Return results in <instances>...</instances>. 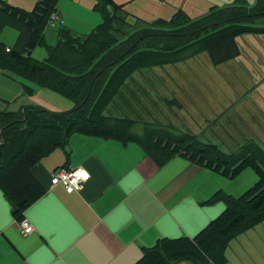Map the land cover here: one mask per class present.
<instances>
[{"label": "trees", "instance_id": "trees-1", "mask_svg": "<svg viewBox=\"0 0 264 264\" xmlns=\"http://www.w3.org/2000/svg\"><path fill=\"white\" fill-rule=\"evenodd\" d=\"M58 1L35 0L30 11L0 1V28H16L21 44L6 52L0 42V73L26 80L31 86L22 84L25 95L34 94L33 85L73 104L67 112H52L35 104L15 111L0 109V189L13 215L20 221L23 211L44 194L32 169L56 149H64L72 134L134 141L158 167L180 156L228 179L245 168L256 172L258 180L240 196L217 191L204 203L222 202L225 209L198 234L159 239L143 248L134 263L226 264L224 250L229 241L264 221V149L247 146L237 155L227 156L214 145L199 146L194 140L185 145L166 141L172 146L166 151V143L157 146L151 141L156 137L153 132L132 134L138 113L131 104L137 98L144 110L139 96H144L145 89L140 87L134 93L129 85L137 82L133 78L136 72L175 64L185 51L205 52L214 65L236 58L238 37L264 34V26L257 28L247 21L264 16V0H256L254 6L244 0L212 5L197 17L179 9L170 20H136L134 24L125 21L127 12L122 5L98 0L97 6H113V13L105 14L87 35L60 28L57 42L40 61L31 52L43 44V31L50 15L57 12Z\"/></svg>", "mask_w": 264, "mask_h": 264}, {"label": "crops", "instance_id": "crops-1", "mask_svg": "<svg viewBox=\"0 0 264 264\" xmlns=\"http://www.w3.org/2000/svg\"><path fill=\"white\" fill-rule=\"evenodd\" d=\"M130 16L127 12L129 24L142 20ZM140 73L133 78L138 80ZM22 84L31 86L0 73L1 110L28 104L52 112L73 107L33 85L34 94L25 95ZM52 153V159L45 157L32 169L44 194L22 213L33 227L30 236L20 234L0 189V264H134L143 248L159 239L193 237L215 220L225 205L204 204L214 193L233 195L228 179L218 173L180 156L158 167L134 141L74 133L64 149ZM63 165L90 174L81 191L69 194L62 185L50 186V173ZM259 225L264 227V221L229 241L226 264H264V229Z\"/></svg>", "mask_w": 264, "mask_h": 264}, {"label": "rangeland", "instance_id": "rangeland-1", "mask_svg": "<svg viewBox=\"0 0 264 264\" xmlns=\"http://www.w3.org/2000/svg\"><path fill=\"white\" fill-rule=\"evenodd\" d=\"M0 1L26 11L32 10L35 4V0ZM158 1L113 0L115 4L124 6L130 17L149 23L158 19L170 20L176 8H182L190 17H197L205 13L210 5L225 6L236 0ZM244 1L249 6L256 3V0ZM97 2L59 0L56 11L64 26L52 29L47 25L43 31V44L35 46L31 56L44 61L48 48L57 42L60 28L70 29L77 35L90 33L103 21L105 14L114 11L113 6H97ZM247 21L257 28L264 26V16ZM256 34L238 37L239 55L219 65H214L205 52L197 54L189 50L175 64L143 70L137 82L129 85L134 93L140 87L145 89L144 96H139L144 110L138 105L136 97L131 104L132 108L133 104L137 106L138 113L132 134L144 136L145 131L153 132L157 138L153 137L151 141L157 146L166 143L169 147L164 149L166 151L172 147L171 142L214 145L227 156L237 155L247 146L254 148L258 145L264 149V34ZM17 36L16 28L1 26L0 42L4 46L21 48ZM51 155L46 157L52 159L53 153ZM257 180L256 172L245 168L233 179L226 180V186L237 197ZM259 227L264 229L262 225Z\"/></svg>", "mask_w": 264, "mask_h": 264}, {"label": "built area", "instance_id": "built-area-1", "mask_svg": "<svg viewBox=\"0 0 264 264\" xmlns=\"http://www.w3.org/2000/svg\"><path fill=\"white\" fill-rule=\"evenodd\" d=\"M47 25L52 29H56L58 27H63L64 21L57 14V12H55L50 15L47 21ZM5 51L9 52L10 48L6 47ZM78 169H80V167H71L68 165L59 166L58 168L54 169L49 175L50 176L49 178L50 186L62 185L65 191L69 194L81 191L84 187V184L89 179L87 181H83V180L77 181V184L79 185V189L77 190V187L72 185L71 183L72 180L75 179V176L71 174L76 172ZM69 187L73 188L71 192L68 191ZM17 225H18L19 232L22 236L27 237L33 233V227L27 219L22 218L20 221H18Z\"/></svg>", "mask_w": 264, "mask_h": 264}, {"label": "clouds", "instance_id": "clouds-1", "mask_svg": "<svg viewBox=\"0 0 264 264\" xmlns=\"http://www.w3.org/2000/svg\"><path fill=\"white\" fill-rule=\"evenodd\" d=\"M71 175L75 176V179L72 180V185L77 187V190L79 189V185L77 184V181L83 180L87 181L90 179V174L87 172V170L80 168L76 172L72 173ZM73 190L72 187L68 188V191L71 192Z\"/></svg>", "mask_w": 264, "mask_h": 264}]
</instances>
